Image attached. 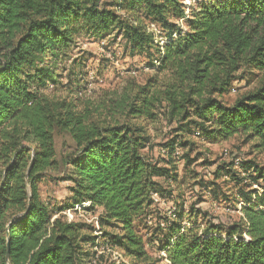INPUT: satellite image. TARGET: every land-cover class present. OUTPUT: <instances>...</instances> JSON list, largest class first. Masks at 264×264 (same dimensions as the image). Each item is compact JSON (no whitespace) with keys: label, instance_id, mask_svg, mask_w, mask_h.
<instances>
[{"label":"trees","instance_id":"trees-1","mask_svg":"<svg viewBox=\"0 0 264 264\" xmlns=\"http://www.w3.org/2000/svg\"><path fill=\"white\" fill-rule=\"evenodd\" d=\"M110 33L131 57L143 56L164 74L163 85L155 78L130 82L97 107L47 93L75 38ZM245 74L257 86L224 104ZM161 109L176 122V135L160 145L162 160L151 162L143 154L146 126ZM192 129L206 141L239 136L264 150V0H195L187 14L182 0H0V264L102 258L93 251L92 226L58 215L85 203L99 211L104 250L118 251L129 264H155L149 243L168 264H264V167L253 162H240L246 178L224 167L216 173L238 186L261 183L260 192H237L242 222L200 226L196 215L174 209L148 241L136 227L153 218V195L172 193L156 180L179 183L174 154L192 146L186 139ZM55 131L74 143L61 161L71 182L69 204L57 212L39 195L45 173L59 170ZM183 159L193 162L187 154Z\"/></svg>","mask_w":264,"mask_h":264},{"label":"rangeland","instance_id":"rangeland-1","mask_svg":"<svg viewBox=\"0 0 264 264\" xmlns=\"http://www.w3.org/2000/svg\"><path fill=\"white\" fill-rule=\"evenodd\" d=\"M105 1L114 2V0ZM183 1L186 11H190L195 0ZM243 76L244 79L234 81L229 93L221 98L224 104L231 105L235 99L257 86L255 78L246 74ZM153 78L157 79L155 80L157 86L163 85L166 81L164 74H158L155 69L148 67L147 60L143 56L131 57L125 50L123 40L115 33L94 38L83 35L75 38L68 53V60L59 69L56 83L50 86L47 93L65 97L69 101L75 100L81 105L90 102L97 107L102 102L110 100L114 93L121 92L130 82L143 85ZM159 114L161 115L156 122L148 123L146 126L149 145L143 154L151 162L162 160L160 145L176 135L174 133L176 122L168 121L167 114L163 115L162 109ZM195 131L192 129V133L186 137L192 146L184 149L178 147L174 154L179 183L173 185L157 179L156 182L161 184L166 192L170 190L172 193L170 196L166 194L158 198L153 207L155 211L153 218L135 223L140 234L147 241L149 232L163 218H167L166 214L170 215L172 209L182 212L184 216L196 215V222L200 226L210 223L226 227L242 222L243 204L240 202L238 190L240 188L257 190V192L261 190V183L253 184L247 180L238 186L231 178L221 177V174L216 173L219 167H224V170L229 169L234 174H238L239 178H246L240 165L238 167L234 165V159L238 158L242 163L253 162L259 167H264V150L254 148L253 143H247L239 136L227 141L212 142L202 139L201 134L199 138L195 137ZM54 150L59 170L45 173L39 184V195L42 202L57 212V209L69 204L68 188L71 182L68 179V167H63L61 164V161L74 151V143L67 133L55 131ZM186 154L193 160L191 165L185 164L183 158ZM231 163L232 167H228ZM87 206L77 205L58 215L67 222H81L94 228L92 235L97 236L98 239L97 247L93 251L97 256L102 254L103 257L89 258L86 264H118L116 263L118 257L104 250L105 241L98 232L99 211L90 212L86 209ZM146 249L155 264H168L166 260H161L163 253L158 251L156 244L149 243ZM122 258L125 260L124 257ZM125 262L119 264H129L128 260Z\"/></svg>","mask_w":264,"mask_h":264},{"label":"built area","instance_id":"built-area-1","mask_svg":"<svg viewBox=\"0 0 264 264\" xmlns=\"http://www.w3.org/2000/svg\"><path fill=\"white\" fill-rule=\"evenodd\" d=\"M184 1L182 0V3H183ZM184 4V3H183ZM185 5V4H184ZM188 13V10L186 11V14ZM194 135H195V137H197V138H199L200 137V132L199 131H195V133H194ZM240 160L238 159V158H235L234 159V165L235 166H239L240 165ZM158 196L157 195H153L152 196V200H153V202H155L156 203V201H158ZM83 205H88L89 206V204L88 203H85V204H83ZM87 206V207H88ZM174 212V210L172 209V211H170L169 213H170V215L172 214ZM112 251H114V252H112ZM108 252H110V253H112V254H114V255H116L118 258H116V260H117V262L116 263H118L119 264V262H122V263H126L125 262V260L122 258L123 256H121V253H119L118 251H116V250H108ZM120 255V256H119Z\"/></svg>","mask_w":264,"mask_h":264},{"label":"water","instance_id":"water-1","mask_svg":"<svg viewBox=\"0 0 264 264\" xmlns=\"http://www.w3.org/2000/svg\"><path fill=\"white\" fill-rule=\"evenodd\" d=\"M6 259H7V256H6Z\"/></svg>","mask_w":264,"mask_h":264}]
</instances>
